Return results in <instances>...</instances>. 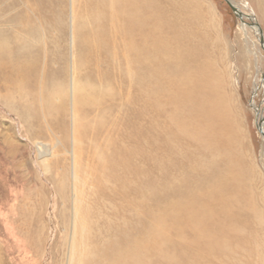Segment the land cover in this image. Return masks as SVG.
Returning <instances> with one entry per match:
<instances>
[{"label": "rangeland", "instance_id": "rangeland-1", "mask_svg": "<svg viewBox=\"0 0 264 264\" xmlns=\"http://www.w3.org/2000/svg\"><path fill=\"white\" fill-rule=\"evenodd\" d=\"M6 1L5 5H8L6 12L1 13L2 9H0V24L3 25L4 21L13 20L11 18L14 15L23 14L28 0H20L21 2L19 0ZM40 1L43 2V8L38 7ZM153 1L155 2L151 7L153 22L160 14L168 17L170 21L176 20L178 26L184 29L187 35H196L193 39L192 37L188 39L187 43L184 42L191 50L194 47L199 49L200 55L198 54L197 60L193 61L191 65L203 64V62L215 64L212 68L220 74L219 76L225 85V91L229 97L228 109L231 120L234 121L232 122L233 139L231 138L230 148H232L233 156L237 160V168L246 171V176L253 179L251 180L252 183L248 182V186L251 185V188L247 186L250 192L252 191V198H249L252 201L248 204L252 203L253 208L257 211L259 209V213L262 212L264 215V137L257 128L261 117L264 115V83L261 80L264 73V25L259 19V10L264 4L263 1L228 0L230 5L237 9L241 17L243 15L241 20L224 0ZM31 2L35 9L34 6L29 8L34 9L33 11L38 16L42 13V15L50 18L48 23L52 26L45 22V32L42 33L43 40L46 38V43L41 42L35 49L39 55L35 67L36 85L32 92V96H35L33 100L21 98V93L16 85L4 78L3 75L1 76L0 73V264H72L74 260L72 248L78 242V235L73 226L74 201L78 199L75 198L78 195L77 190L82 192L80 196L78 195L79 200L82 199L81 207L90 208V206H94L95 197L93 195L96 193V182L100 180V174L96 171V159L105 151L104 155L107 154L109 144L106 143V139H103L104 142L102 141L103 135L100 138L99 135L94 136L97 135V132H93L94 122L92 124V118L94 115L78 120V122L75 120L74 126L76 124L77 128L85 124L89 127L84 132L74 133L75 139L72 138L71 133L72 111L69 87H71L72 79V60L77 49L75 41L71 43V32L73 31V16L83 9L81 0H31ZM184 3L197 6L199 14L196 20L193 15H188V12L191 11L190 6ZM56 14L60 15L56 16ZM56 18H59L60 22ZM55 20L58 22L57 28L53 27ZM14 23L19 27L17 22L12 23V21L6 25L12 26ZM251 24L258 25L261 36L249 27ZM192 25L194 26L192 27ZM3 29L7 30V28ZM160 32L164 33L163 37L171 35L166 29L160 28ZM53 33L58 38L56 45L55 43L53 45L49 38L50 36L54 37ZM17 35L23 36V33ZM260 37L263 46L260 44ZM171 52L168 55L177 56L174 54H178L175 49ZM117 58V69L111 68L109 73L110 81H117V114L114 115L115 117L113 116L117 123L115 122L113 132L109 133L110 140L108 142L114 144L116 141L117 149H123L124 146V149L130 150V153H132L131 149L135 150L137 156L131 155L128 158L131 159L129 162L131 166L145 172L147 164H150L151 171L147 176L151 180V184L152 180L155 184L156 182L161 184L164 180L169 184L170 181L175 180L172 178L178 180L182 177L183 172H178V170L172 172L171 169L167 171L166 166L172 164L171 162L174 160L188 161L190 163L188 173L190 181L188 184L192 186L190 187L195 192H200L197 186L202 183L201 172L208 174L217 163L219 165L223 152H220L216 145L205 143V139L210 137L199 135V139H203V145L202 143L198 144L190 137L184 139L183 136L180 140L175 138V135L181 132L174 120L176 119V116L174 117L177 111L176 107L179 103L173 102L174 91L172 92L170 88H167L165 81H180L178 73L176 70L175 72L172 71L164 79L159 80L161 87L159 85L158 87L162 91L154 97V103L152 101L154 108L143 112L142 100L131 99L135 93L130 90V85L122 69L124 66L119 53ZM164 61L167 65L171 66L172 64L173 67L174 64L177 66L176 62H178V60L170 62L168 57ZM103 68L106 69V66L103 65ZM208 72L206 70L205 74L209 75ZM84 74L85 70L83 69L75 77L82 80ZM171 77L173 79H170ZM12 78L15 79L16 77ZM42 81H65L68 97L60 110L46 113L47 110L42 102L43 94L39 93L37 88L41 86ZM152 85H157V83L154 81ZM50 87L49 85L45 86L46 89L44 90L48 91ZM28 102L30 105L27 104ZM165 102L166 104H164ZM52 104L55 107L58 102L53 101ZM12 106L13 108H11ZM29 106L31 116L25 120V109ZM179 106L182 108L181 105ZM122 116L123 118H121ZM262 132L264 134V121ZM80 145L81 147H79ZM216 153L217 156H215ZM146 155L149 159L145 158ZM73 160H77L76 165ZM160 167H165L163 172L166 173L167 179L162 176L163 172H159ZM73 168L77 169L76 174L80 176L81 185L79 188L73 183ZM118 170L117 181L126 179L127 187L120 189L119 186L117 187L119 192H116L118 194L115 202L99 200V202L106 204L107 208L104 213L98 214L101 216L99 218L101 225L106 227L104 220L109 219L113 222L114 219H112L111 214L116 212L117 218H115L114 224L117 225V241L123 233L127 235L137 228V221L141 217L140 207L136 205L140 195L135 196L139 186L137 180H145L144 175L138 174L134 178L130 173L127 174L128 171L122 167H119ZM184 174L189 177L186 171ZM95 180L97 181L95 182ZM104 185L107 190L116 187L110 186L107 182ZM131 187L133 188L132 191ZM127 194L129 195L127 196ZM150 205H152L151 202ZM249 208L250 206H247L241 210L245 218L249 217L250 214L252 217ZM155 211L157 210L153 208V212ZM260 218L261 220L258 218V223L256 221L247 227L246 233L249 234L250 232L253 237L242 243L235 242L228 245L226 251L217 253L215 248L205 249L199 251L201 256L198 259L195 257V261L170 260L165 263L264 264V219L263 216ZM240 234L241 236L247 235L242 231ZM232 240L235 241V239ZM248 242L250 243L248 244ZM151 258L156 260L154 254L151 255ZM160 263L163 264L161 260Z\"/></svg>", "mask_w": 264, "mask_h": 264}, {"label": "bare ground", "instance_id": "bare-ground-1", "mask_svg": "<svg viewBox=\"0 0 264 264\" xmlns=\"http://www.w3.org/2000/svg\"><path fill=\"white\" fill-rule=\"evenodd\" d=\"M5 1L0 0L1 13L6 12L8 9ZM262 1L264 3V0ZM81 2L82 11L84 12L79 11L73 16V31L71 32V43L75 41L77 48L76 55L72 60V79L71 87H69L71 92L69 99L71 100L72 111V138H74V133L84 132L89 127L85 124L77 128L76 124L74 126L75 120L78 122V120L94 115L92 118V124L94 122L93 132H97V135L94 136L99 135L100 138L103 135L102 141L104 142L103 139H106V143L111 146L108 145L107 154L104 155L106 151H102L103 155H97L96 171L100 174V180L98 182L95 180L94 206H90V208L81 207L82 199L79 200V196L82 192L77 190L79 196L77 195L75 198L78 199L74 201L76 210L74 209L73 226L76 230L75 233L78 235V242L72 248L74 257L72 264H161L160 260L163 264H166L170 260L195 261V257L198 259L201 256L199 251L211 250L212 248H215L217 253L226 251L228 245L235 242L242 243L253 237L250 232L249 234L246 233L247 227L256 221L258 223V218L261 220V216L264 219V215L262 212L259 213V209L258 211L255 210L252 203L248 204L252 201L249 200V198H252V191L250 192L247 186L248 182L252 183L251 180L253 179L246 176V171L237 168V160L233 156L232 148H230L231 138L233 137L232 122L234 121L231 120L227 104L229 97L226 94L221 76L212 68L215 64L210 62L191 65L193 61L197 60L199 49L197 50L194 47L191 50L184 42L187 43L188 39L191 37L193 39L196 35H187L185 30L178 26L176 20L170 21L168 17L160 14L153 22V12L151 13V7L155 3L153 0H81ZM42 4V1L38 2V7L43 8ZM184 4L190 6L191 11L189 10L188 15H193L196 20L199 14L197 6ZM25 5L27 7L25 6L23 14L14 15L11 18L13 20H10L12 23L17 22L19 27L15 23L12 26L6 25L10 22L9 20L4 21V25L0 24V73L1 76L3 75L4 78L16 85L21 93V98L33 100L35 96H32V92L36 85L35 67L39 55L35 49L41 42L46 43V38L43 40V33L46 27L45 22L48 23L50 18L42 15V13L38 16L33 11L35 6L31 0L26 1ZM29 7L34 9L32 10ZM235 10L236 15L241 20L243 15L241 17L237 9ZM10 11L9 13H11ZM259 14V19L264 25V4L261 5ZM19 17L20 20H18ZM56 19L59 21V18ZM48 25L52 26L50 23ZM56 25L58 26V22L55 20L53 27L57 28ZM242 27L244 28V25ZM249 27L259 34L258 25L251 24ZM3 28H7V30ZM160 28L162 30L166 29L171 35L163 37L164 33L160 32ZM22 33L23 36H16V34ZM259 36L261 35L259 34ZM49 38L52 40V44L55 43L56 45L58 38L55 35ZM173 49L178 53L174 54L177 56L168 55ZM117 51L123 62L124 67L122 69L130 85V90L135 93L131 99L142 100L143 112L154 108L153 99L158 92L162 91L159 80L164 79L172 71L175 72L176 70V73H178L180 81H165L167 88H170L172 92L174 91L173 102L182 106V108L179 105L176 107L177 111L174 115V117L176 116L174 120L181 131L178 135H175V138L180 140L183 136L184 139L190 137L198 144L202 143L203 145V139H199V135L210 137L205 139V143L214 144L220 152H223L219 165L217 163L208 174L201 172L202 183L197 186L200 192H195L191 188L192 186L190 185V187L188 184L190 181L188 174L190 163L188 161L174 160L171 162L172 164L166 166L167 171L171 169L172 172L176 170L183 172L182 177L178 180L172 178L175 180L170 181L169 184L165 180L161 184L158 182L155 184L152 180L151 184V180L147 176L151 171L150 164H147L145 172L131 166L129 164L131 159L128 158L131 155H136L135 150L131 149L132 153H130V150L124 149V146L123 149H117L116 141L114 144L108 142L110 140L109 133L113 132L112 129H115L117 123L114 118V115L117 114V81H110L109 79L110 69H117ZM164 57H168L170 62L178 60L176 62L177 66L175 64L174 67L172 64L171 66L167 65ZM103 65L106 66V69L103 68ZM83 69L85 74L83 79L79 80L75 76ZM206 70L209 71V75L205 74ZM14 76L15 79L12 78ZM6 79L4 80L8 81ZM154 81L157 83V85H154L155 88L152 85ZM48 85L51 86L49 90H44L46 89L45 86ZM65 85V81H42L41 86L37 87L38 92L43 94L42 102L47 110L46 113L56 112L66 103L68 95ZM9 101L11 100L9 99ZM53 101H57L58 105L53 107ZM40 108L42 109V107ZM24 114L26 116L24 117L25 120L31 116L30 106L29 108L26 107ZM155 121L158 122V120ZM108 124L110 127L107 126ZM258 130L262 132V126H259ZM156 143L158 142L156 141ZM150 145L152 146V144ZM78 154L80 157L79 152ZM179 154L181 155V153ZM215 156H217V153ZM145 158L149 159L147 155ZM76 161L73 160L75 165ZM119 167L128 171L127 174L130 173L134 178L138 174L144 175L145 180H137L139 186L135 196L140 195V198L136 201V205L140 207L141 213V217L137 221V228L130 233L127 232V235L123 233L117 241V225L114 224L115 218H117L116 212L110 211L113 212L111 214L112 219H114L113 222L103 217L106 227L101 225V219H99L101 216H98V214L104 213L107 208V205L99 202V200H102V202L103 200L105 202H115L118 194L116 192H119L117 187L119 186V189L127 187L128 182L126 179V181H117ZM76 168H73V183L79 188L81 185L80 176L76 174ZM164 170L165 167L159 168L161 173ZM184 171L189 177H186ZM122 172L124 173L123 170ZM162 174L167 179L165 177L166 173L163 172ZM106 182L110 186L114 185L116 187L107 190L104 185ZM150 202L152 205H150ZM247 206H250L252 217L250 214L249 217L245 218L241 210ZM153 208L157 211L153 212ZM241 231L247 235L241 236ZM232 239H235V241ZM153 254L156 256V260L151 258Z\"/></svg>", "mask_w": 264, "mask_h": 264}, {"label": "water", "instance_id": "water-1", "mask_svg": "<svg viewBox=\"0 0 264 264\" xmlns=\"http://www.w3.org/2000/svg\"><path fill=\"white\" fill-rule=\"evenodd\" d=\"M224 1H226V3L229 5V7L232 9V11L236 14V10L230 5V3L228 2V0H224ZM240 14V13H239ZM259 34L261 35V31L259 30ZM261 39V38H260ZM261 45L263 46V43H262V39H261ZM264 49V48H263ZM261 80H262V82L264 83V73L262 74V76H261ZM263 121H264V115L261 117V120H260V122H259V126H262V124H263ZM257 128H258V126H257ZM259 131V130H258ZM261 134H262V136L264 137V134H263V132H260Z\"/></svg>", "mask_w": 264, "mask_h": 264}]
</instances>
